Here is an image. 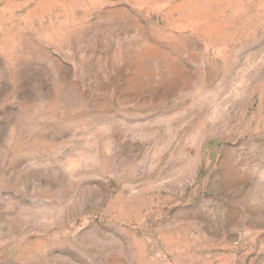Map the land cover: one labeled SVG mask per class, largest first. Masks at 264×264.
I'll use <instances>...</instances> for the list:
<instances>
[{
  "label": "rangeland",
  "instance_id": "rangeland-1",
  "mask_svg": "<svg viewBox=\"0 0 264 264\" xmlns=\"http://www.w3.org/2000/svg\"><path fill=\"white\" fill-rule=\"evenodd\" d=\"M0 264H264V0H0Z\"/></svg>",
  "mask_w": 264,
  "mask_h": 264
}]
</instances>
